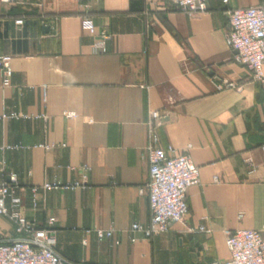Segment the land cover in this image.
<instances>
[{"label": "crops", "instance_id": "0c3cea01", "mask_svg": "<svg viewBox=\"0 0 264 264\" xmlns=\"http://www.w3.org/2000/svg\"><path fill=\"white\" fill-rule=\"evenodd\" d=\"M262 4L231 0L230 7ZM206 7L188 15L166 0L0 4V55L12 56L6 86L0 76V114L23 116L0 121V146L18 147L0 152V182L14 176L15 209L49 230L52 248L64 260L210 264L227 259L226 232L250 229L264 238V153L258 150L264 145V86L232 61L219 2ZM83 17L108 36L104 54L93 53L95 37L83 28ZM221 80L234 87L216 89ZM160 109L166 116L157 129L159 146L176 154L190 146L200 184L186 192L182 224L142 241L128 228L149 219L143 122L147 110ZM37 144L52 149L44 152ZM248 152L253 172L243 163ZM44 181L85 186L38 190L32 206L30 187ZM96 230L113 233L98 239ZM130 236L137 241L130 243ZM16 237L0 217V239Z\"/></svg>", "mask_w": 264, "mask_h": 264}, {"label": "built area", "instance_id": "2783aa9c", "mask_svg": "<svg viewBox=\"0 0 264 264\" xmlns=\"http://www.w3.org/2000/svg\"><path fill=\"white\" fill-rule=\"evenodd\" d=\"M174 8L188 15L202 14L207 9L210 0H166ZM222 7L226 18L224 43L233 52L232 61L245 66L251 74V79L264 86V4L232 8L231 0H217ZM15 0H0V4H12ZM14 25H20L21 20H15ZM83 28L88 34L94 35L92 51L95 54L106 52L105 42L108 38L104 31L95 32L93 25L87 17L81 20ZM32 60L33 56L22 57ZM12 56L0 55L1 84L6 86L11 76ZM216 89L233 88L231 82L221 80L215 83ZM168 102H172L168 97ZM62 116L72 119L74 114L63 112ZM166 116L164 109L147 110L143 122L146 142L143 154L147 166V182L144 191L147 199L149 219L147 224L132 223L128 228L129 234L138 235L142 241L164 234L171 223H183L187 211L186 192L192 186L200 184L198 168L189 157L190 146H185L180 153L168 146L163 149L159 146L157 129L161 120ZM18 113L0 114V121L17 120L22 118ZM44 152L52 149V145L37 144L34 146ZM17 146H0V152L16 150ZM258 150L264 153V145ZM243 163L249 172L255 170L252 152H248ZM213 183H218V177H212ZM15 179L8 175L7 180L0 182V217L5 218L18 235L16 238L0 239V264H75L61 258L52 248L49 230L36 228L27 222L15 209L17 200L13 197ZM85 184L80 182L59 183L42 182L38 186L30 187L31 204L35 205V194L49 190H74L82 189ZM9 201V205L6 204ZM53 218L47 219V224L53 223ZM187 232L192 229L183 225ZM200 232H207L203 227L196 228ZM112 230H96L98 239L112 236ZM130 243L137 240L130 236ZM116 243V242H115ZM225 248L228 257L222 262L210 264H264V238L260 232L250 229H235L225 233Z\"/></svg>", "mask_w": 264, "mask_h": 264}]
</instances>
